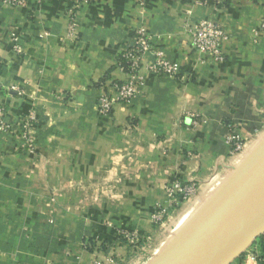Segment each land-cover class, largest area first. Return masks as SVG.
Wrapping results in <instances>:
<instances>
[{
  "label": "crops",
  "instance_id": "obj_1",
  "mask_svg": "<svg viewBox=\"0 0 264 264\" xmlns=\"http://www.w3.org/2000/svg\"><path fill=\"white\" fill-rule=\"evenodd\" d=\"M70 1L0 2V104L10 125L0 130V264H74L80 253L85 262L79 249L87 240L118 263L129 251L167 252L172 226L186 231L200 221L264 145V32L255 41L251 34L264 0L88 2L75 37L66 33ZM201 19L229 35L223 62L189 47L183 22ZM140 26L192 76H147L130 102L102 115L96 100L124 79L118 57ZM185 112L203 121L192 128ZM29 115L32 151L21 140ZM230 127L245 141L239 154L224 143ZM173 179L196 182L197 194L155 228L150 214ZM121 232L141 240L138 247ZM227 264H264V233Z\"/></svg>",
  "mask_w": 264,
  "mask_h": 264
},
{
  "label": "built area",
  "instance_id": "obj_2",
  "mask_svg": "<svg viewBox=\"0 0 264 264\" xmlns=\"http://www.w3.org/2000/svg\"><path fill=\"white\" fill-rule=\"evenodd\" d=\"M103 0H71L65 9L66 33L70 37H75L77 30V15L82 5L88 2H98ZM1 3L12 7H25L28 0H0ZM40 2V0H37ZM222 0H213L215 5H220ZM204 4L205 2H201ZM183 27L186 38L192 51L208 55L213 62L220 63L224 60L222 46L229 41L227 32L216 22L211 20H198L191 24L184 20ZM264 32V18L259 24L251 28V34L255 41L258 33ZM135 42L132 46L123 49L118 57L119 69L124 74L123 80H113L110 82V92L101 93L96 100V108L102 115H108L115 104L130 102L144 85L147 76H171L180 81L192 76L191 73H182L179 65L167 60L165 53L156 47L147 29L140 26L134 32ZM14 41L12 50L14 53L21 52L20 46ZM151 54L152 59L145 62V55ZM5 107L0 104V130L10 129V125L4 121L3 114ZM184 117L189 121V125L194 128L203 121V117L195 112H185ZM32 116H28L22 122L21 140L28 150L34 149L35 134L33 131ZM224 143L228 147L229 154H239L244 149L245 141L236 131L230 127L224 135ZM198 191V184L194 181L183 182L173 179L163 185L164 201L158 203L150 214V224L157 228L166 223L167 217L181 202L193 199ZM122 238L129 243H134L138 239L132 234L121 232ZM134 247V246H133ZM112 260H93L89 264H108Z\"/></svg>",
  "mask_w": 264,
  "mask_h": 264
},
{
  "label": "water",
  "instance_id": "obj_3",
  "mask_svg": "<svg viewBox=\"0 0 264 264\" xmlns=\"http://www.w3.org/2000/svg\"><path fill=\"white\" fill-rule=\"evenodd\" d=\"M237 177L165 264H227L264 233V145L240 164Z\"/></svg>",
  "mask_w": 264,
  "mask_h": 264
},
{
  "label": "rangeland",
  "instance_id": "obj_4",
  "mask_svg": "<svg viewBox=\"0 0 264 264\" xmlns=\"http://www.w3.org/2000/svg\"><path fill=\"white\" fill-rule=\"evenodd\" d=\"M185 224H178L175 226V224L172 226L176 228V231L173 234V241L175 242L172 247L169 248V250L173 249L179 242H182L183 239L186 238V236L189 234V231H192L194 228H189L186 231H179V229L181 230V228L184 226ZM179 231V232H178ZM177 232V233H176ZM181 232V233H180ZM121 236V235H120ZM122 238V236H121ZM123 239V238H122ZM124 240V239H123ZM141 242V240H137L134 243H129L128 244L134 246V248L138 247L139 243ZM90 241L87 240V242H83L82 244H80V252H84L86 253V255H88L87 260L85 262H82V258H81V254L78 255L77 260L74 264H89L90 262H92L93 260H102V261H106L108 259H111L112 261L108 264H163V259L167 258L169 256V254L172 253H156L154 252L153 249L148 248L145 251H129L127 254V257L129 258H125L123 261H115V258L112 255H108L103 253L104 248H101V245L94 248L92 250L91 246L89 245ZM92 244V243H91ZM100 247V248H99ZM91 248V249H90ZM99 248V249H98ZM141 250H143V248H140ZM135 250V249H134ZM16 264H22V263H16ZM44 264H52V263H44Z\"/></svg>",
  "mask_w": 264,
  "mask_h": 264
},
{
  "label": "bare ground",
  "instance_id": "obj_5",
  "mask_svg": "<svg viewBox=\"0 0 264 264\" xmlns=\"http://www.w3.org/2000/svg\"><path fill=\"white\" fill-rule=\"evenodd\" d=\"M170 256H171V255L169 254V256H168L167 258L163 259V261H162L163 264H165V263L169 260Z\"/></svg>",
  "mask_w": 264,
  "mask_h": 264
}]
</instances>
